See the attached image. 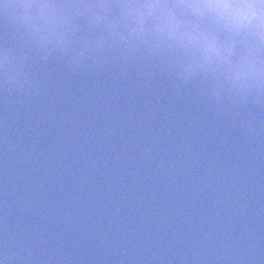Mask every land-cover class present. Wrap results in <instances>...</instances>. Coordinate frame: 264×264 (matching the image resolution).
Returning <instances> with one entry per match:
<instances>
[{"label": "water", "instance_id": "1", "mask_svg": "<svg viewBox=\"0 0 264 264\" xmlns=\"http://www.w3.org/2000/svg\"><path fill=\"white\" fill-rule=\"evenodd\" d=\"M33 71L0 84L5 264H264V109L249 128L166 75Z\"/></svg>", "mask_w": 264, "mask_h": 264}, {"label": "clouds", "instance_id": "2", "mask_svg": "<svg viewBox=\"0 0 264 264\" xmlns=\"http://www.w3.org/2000/svg\"><path fill=\"white\" fill-rule=\"evenodd\" d=\"M0 26V84L10 90L39 88L38 58L166 75L249 128L264 109V0H0Z\"/></svg>", "mask_w": 264, "mask_h": 264}]
</instances>
